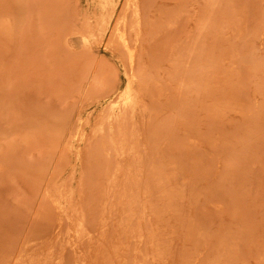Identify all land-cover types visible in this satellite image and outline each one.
I'll list each match as a JSON object with an SVG mask.
<instances>
[{"label":"rangeland","instance_id":"rangeland-1","mask_svg":"<svg viewBox=\"0 0 264 264\" xmlns=\"http://www.w3.org/2000/svg\"><path fill=\"white\" fill-rule=\"evenodd\" d=\"M17 263L264 264V0H0Z\"/></svg>","mask_w":264,"mask_h":264},{"label":"bare ground","instance_id":"bare-ground-1","mask_svg":"<svg viewBox=\"0 0 264 264\" xmlns=\"http://www.w3.org/2000/svg\"><path fill=\"white\" fill-rule=\"evenodd\" d=\"M112 9H114V8H112ZM105 13H107V11L105 12ZM112 14V13H111ZM99 15V14H98ZM101 25V24H100ZM117 28V27H116ZM119 31V30H118ZM90 33V32H89ZM85 37V36H84ZM125 38V37H124ZM122 40V39H121ZM124 41H125V39H124ZM127 42V41H126ZM123 44V43H122ZM128 44V43H127ZM125 45H126V43H125ZM126 46H128L129 47V45H126ZM130 54H131V57L133 58V53H131L130 52ZM136 55V54H135ZM131 67V66H130ZM128 70V69H127ZM135 72V71H134ZM128 76V75H127ZM130 80V79H129ZM129 91H130V87L129 88H127L126 87V89H125V91H123L124 93L121 95H119V96H121V100H124V102H127L128 101V98H129ZM118 96V97H119ZM114 102V101H113ZM50 193V192H49ZM48 259V258H47ZM23 260V259H22ZM60 261V260H59ZM25 263V262H24ZM17 264H19V263H17ZM21 264V263H20ZM30 264V263H29ZM63 264V263H62Z\"/></svg>","mask_w":264,"mask_h":264}]
</instances>
